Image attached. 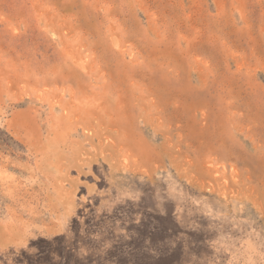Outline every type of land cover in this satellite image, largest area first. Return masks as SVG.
I'll list each match as a JSON object with an SVG mask.
<instances>
[{
  "label": "rangeland",
  "instance_id": "374dc122",
  "mask_svg": "<svg viewBox=\"0 0 264 264\" xmlns=\"http://www.w3.org/2000/svg\"><path fill=\"white\" fill-rule=\"evenodd\" d=\"M0 264H264V0H0Z\"/></svg>",
  "mask_w": 264,
  "mask_h": 264
}]
</instances>
